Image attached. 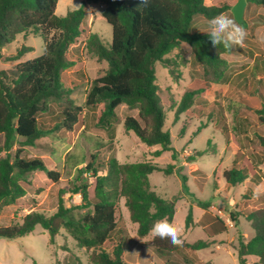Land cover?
<instances>
[{
  "label": "trees",
  "instance_id": "16d2710c",
  "mask_svg": "<svg viewBox=\"0 0 264 264\" xmlns=\"http://www.w3.org/2000/svg\"><path fill=\"white\" fill-rule=\"evenodd\" d=\"M58 2L0 0V60L3 50L20 35L27 38L29 34H38L44 42L43 53L17 64L13 77L0 72V154L6 152L5 157L0 158V207L16 204L26 195L27 187L31 186L27 179L30 172L40 170L51 180H59V173L49 170L41 158L23 157L21 150L12 157L9 152L17 139L25 145H35L38 139L52 135L53 129L40 120V115L49 112L53 103L61 108L54 129L66 131H77L83 125L87 108H101L97 123L102 127L112 125L120 105L137 109V117L125 119V130L133 132L146 146L159 145L152 156L171 152L172 159L176 160L178 154L172 146L171 132L165 129L162 90L156 83L157 63L171 67L173 61L167 55L179 48L181 41H187L194 63L201 67V78L184 92L176 105V120L193 106L196 95L229 80V64L223 55L231 54L233 49L225 51L222 46L213 47L207 32L196 31L193 22L196 16L209 21L231 10L236 2L207 4L206 0H151L144 7L139 5V0H82L78 9L64 16L56 13ZM246 2L264 8V0ZM90 4L103 6L101 14L112 27V40L106 46L98 34L91 32L88 35V50L108 66L102 75L90 82L82 106L71 97L72 90L64 86L62 72L74 65L68 53L87 32L83 21ZM242 25L245 27L246 21ZM31 50L23 44L8 59L17 60ZM258 112L259 120L264 124V106ZM258 140L264 147V136H258ZM91 158L86 167L79 169L81 182L69 190L80 195V204L67 207L63 190L55 213L46 215L32 211L21 222L0 226V237L14 240L30 234L39 225L48 231L53 241L64 229L80 247L90 252V264H126V249L130 243L137 242H130L131 238L120 225L117 207L120 198L125 200L131 221L137 224L139 237L150 234L157 220L166 218L173 222L179 196L164 198L152 189L150 182L154 171L172 174L173 164L162 168L152 161L119 163L112 158L105 164V172L99 173L101 166L95 165L96 156ZM256 166L251 159H243L239 166L233 162L223 175L228 184L237 186L253 177ZM85 172L94 178L92 189L89 181L82 180ZM180 178L185 181L184 176ZM197 203L206 211L210 207L200 200ZM75 211H79L78 216ZM237 215L249 223L254 233L249 239L239 234L234 248L238 264H249V257L255 258L251 264H264V205L242 214L231 213L230 219L237 222ZM192 223L193 211L189 207L185 227ZM214 223L209 226L212 233H221L224 226L221 224L218 228ZM209 245L202 239L194 243L184 241L182 247H173L168 240L159 238H152L149 243L167 264H191L187 257L173 259L174 254L183 250L197 251ZM76 260L82 264L78 258ZM32 263L36 264L35 261Z\"/></svg>",
  "mask_w": 264,
  "mask_h": 264
},
{
  "label": "rangeland",
  "instance_id": "374dc122",
  "mask_svg": "<svg viewBox=\"0 0 264 264\" xmlns=\"http://www.w3.org/2000/svg\"><path fill=\"white\" fill-rule=\"evenodd\" d=\"M81 2L59 0L56 13L64 16L78 9ZM225 2L234 3L236 0H206L207 4ZM102 9L100 4L86 7L83 26L87 32L68 53L74 65L62 72L64 86L72 90L71 97L82 106L85 105L90 82L102 75L108 66L91 53L86 45L91 32L98 34L106 46L111 43L112 27L102 16ZM225 14L232 16L231 10ZM243 18L247 31L244 47H233L231 54L223 55L229 64V80L214 84L196 95L193 106L182 113L178 120L175 119L176 105L184 92L201 78V67L194 63L192 51L183 48V44L167 55L173 61L171 67L163 63L156 65V83L162 90L161 101L166 114L165 129L171 132L172 146L178 154L176 160L172 159L171 152H164L159 157L152 156L160 148L159 145L146 146L133 132L125 130V119L137 117V109L120 105L112 125L102 127L97 123L101 108H87L83 125L77 131H66L54 129L61 108L59 104L53 103L49 112L40 115V120L53 129L52 135L38 139L35 145H25L21 139H17L9 152L12 157L21 150L23 157L41 158L49 170L59 173V180H51L40 170L28 173L27 179L31 186L27 187L26 195L16 204L1 205L0 226L21 222L32 211L52 215L58 209L59 196L63 190L67 207L80 204V195L72 194L69 190L81 182L79 169L92 161V155L96 156L95 165L101 166L99 173L105 172V164L112 158L119 163L152 161L162 168L173 164L172 174L152 172V189L167 199L179 196L173 222L183 227L182 239L185 242L194 243L202 239L210 243L204 249L175 253L173 259L187 257L191 264L206 261L238 264L233 249L237 246L238 236L241 234L249 239L253 231L242 216L237 215V222H233L230 214H242L264 205L261 196L264 193V147L258 140V136H264V124L260 122L258 112L264 106V8L246 3ZM193 28L208 32V21L196 16ZM23 44L32 50L17 60H9ZM43 44L38 34H29L27 38L18 36L15 42L3 50L0 72L4 71L8 77H13L17 64L43 53ZM5 155L3 151L0 158ZM247 158L258 165L253 177L237 186L228 184L224 172L232 167L233 162L239 166ZM180 176H184L185 181ZM82 178L89 181L91 189L94 187L91 173L85 172ZM198 200L210 204L207 211L198 205ZM117 207L120 225L131 238L130 242H137L128 245L126 264H165V259L157 257L149 246L152 236H138L137 224L131 221L123 198L118 200ZM189 207L193 211V223L186 228L185 218ZM74 214L78 216L79 211ZM209 223L217 224L218 228L223 225L224 229L214 236L212 229L206 226ZM76 258L82 264H90V252L80 247L64 229L53 241L48 231L39 225L30 234L14 240L0 237V264H33V261L36 264H78ZM252 260L249 259V264Z\"/></svg>",
  "mask_w": 264,
  "mask_h": 264
},
{
  "label": "clouds",
  "instance_id": "9594fccd",
  "mask_svg": "<svg viewBox=\"0 0 264 264\" xmlns=\"http://www.w3.org/2000/svg\"><path fill=\"white\" fill-rule=\"evenodd\" d=\"M150 3L151 0H139V5L144 7H147ZM207 34L213 47L220 48L222 46L225 51L237 46L243 48L247 38V31L243 25L238 23L236 18L225 13H220L208 21ZM181 42L183 48H187L189 52L192 51L187 41ZM183 231L182 226L169 222L165 218L157 220L152 225L150 235L153 239L168 240L173 247H182L184 244L182 239Z\"/></svg>",
  "mask_w": 264,
  "mask_h": 264
},
{
  "label": "water",
  "instance_id": "95a60500",
  "mask_svg": "<svg viewBox=\"0 0 264 264\" xmlns=\"http://www.w3.org/2000/svg\"><path fill=\"white\" fill-rule=\"evenodd\" d=\"M246 3H247L246 0H238L231 9L234 18H236L237 22L240 24H243L244 22L243 15H244V8L246 6Z\"/></svg>",
  "mask_w": 264,
  "mask_h": 264
},
{
  "label": "crops",
  "instance_id": "0c3cea01",
  "mask_svg": "<svg viewBox=\"0 0 264 264\" xmlns=\"http://www.w3.org/2000/svg\"><path fill=\"white\" fill-rule=\"evenodd\" d=\"M243 161V160H242ZM241 161V162H242ZM255 184V183H254ZM260 185H261V182L257 185L258 187H260ZM262 189H264V186H263V188ZM263 193V192H262ZM262 196V198H264V193H263V195H261ZM211 225V223H209V224H207L206 226L207 227H209ZM251 228V227H250ZM251 231H253L252 229H251ZM253 233V232H252ZM217 234H220V233H213V235L215 236V235H217ZM254 234V233H253ZM253 234H252V236H253ZM251 236V237H252ZM213 238V237H212ZM206 241V240H205ZM214 244V243H213ZM210 246V245H209ZM217 247H220L218 244H217ZM234 249V248H233ZM235 250V249H234ZM157 257H159L157 254H155ZM133 259H135V258H133ZM249 259H253L252 261L254 262L255 261V258H253V257H249ZM137 261V263L139 262L138 260H136ZM207 262V261H206ZM212 262V261H211ZM252 262V263H253ZM165 264H167L166 263V261H165Z\"/></svg>",
  "mask_w": 264,
  "mask_h": 264
}]
</instances>
